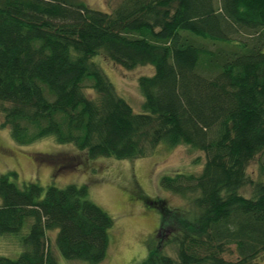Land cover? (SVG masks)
I'll return each mask as SVG.
<instances>
[{
  "label": "trees",
  "instance_id": "1",
  "mask_svg": "<svg viewBox=\"0 0 264 264\" xmlns=\"http://www.w3.org/2000/svg\"><path fill=\"white\" fill-rule=\"evenodd\" d=\"M263 49L264 0H121L112 13L79 0H0V128L18 145L51 137L88 158H141L161 143L202 151L198 175L160 179L188 207L151 206L176 258L151 238L141 264H264V181L246 173L264 153ZM101 54L125 70L153 67L138 79L140 111L92 62ZM10 176L0 174V236L30 224L22 252L0 264H57L54 230L65 259L104 260L113 219L86 185L19 187Z\"/></svg>",
  "mask_w": 264,
  "mask_h": 264
},
{
  "label": "rangeland",
  "instance_id": "2",
  "mask_svg": "<svg viewBox=\"0 0 264 264\" xmlns=\"http://www.w3.org/2000/svg\"><path fill=\"white\" fill-rule=\"evenodd\" d=\"M79 1L107 13H112L121 2ZM92 62L105 73L116 93L125 98L135 112L140 111L143 97L138 79L151 76L153 67L147 65L125 70L102 54L92 58ZM84 91L94 94L88 87ZM9 132L7 128H0V174L14 172L16 177L10 176V180L19 187L28 182L37 183L43 189L49 185L58 188L69 184L86 185L89 199L113 219L109 248L99 264H141L151 238L155 247L176 258L175 247L167 242L166 228L159 227L160 214L151 206L165 210L188 207L186 199L160 188L159 183L163 176L170 174L198 175L205 162L202 151L185 145L170 148L161 143L141 158H88L73 145L58 144L51 137L21 146L11 139ZM246 173L252 182L264 181V153L247 164ZM240 193L246 198L251 197V186L243 187ZM29 224L30 221L26 222L17 234L0 236V257L15 259L19 256L23 249L21 239L27 234ZM56 233V230L48 231L47 239L57 264H88L65 259L56 249ZM231 249L233 254H226L225 259L235 261L236 253L233 247Z\"/></svg>",
  "mask_w": 264,
  "mask_h": 264
}]
</instances>
